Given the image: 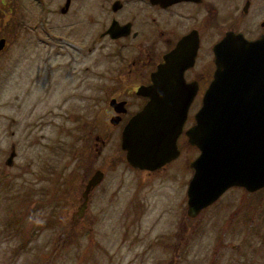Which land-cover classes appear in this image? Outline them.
<instances>
[{
    "label": "rangeland",
    "instance_id": "obj_1",
    "mask_svg": "<svg viewBox=\"0 0 264 264\" xmlns=\"http://www.w3.org/2000/svg\"><path fill=\"white\" fill-rule=\"evenodd\" d=\"M45 2L53 24L77 21L83 27V35L93 28L98 42L92 58L85 60H94L89 70L90 86L84 79L77 87L76 80L81 79L70 75L71 53L62 52L50 60L48 50L36 40L40 29L31 27L37 21L29 24L25 19V14L37 19L42 5L37 0L0 2V36L7 33L8 17L15 13L29 26L28 39L33 41L23 43L26 54L15 64L12 78L0 92V264H264V188L253 194L254 233L242 228V222L229 229L225 222L218 227L213 225V214H218L220 205L197 218L198 214L194 219L188 217L185 196L193 174L189 161L197 157L199 150L186 143L165 169L147 174L127 163L119 132L112 127L102 136L107 137L106 144L98 158L105 170L99 189L108 190L110 200L107 203L106 197L100 196L102 201L94 203L97 215L103 218L93 222L92 234L87 222L81 227L69 213L65 230L61 228L64 235L60 237L59 216L51 210L62 207L69 198L66 191L70 192L79 182L73 169L77 159L73 157L83 129L80 125L76 128L81 117L75 114L84 111L101 119L109 117L104 113L108 100L104 90L109 91L120 76L117 68L122 59L110 53L116 49L113 40L99 37L113 12V0H71L67 13L61 10L66 0ZM243 3L244 0H235L233 4L241 8ZM231 4L220 2L219 6L227 10ZM139 5L129 3L118 14L124 17ZM260 5L261 1L255 0L254 11ZM146 6H140L142 12H146ZM239 29L247 31L249 37L255 31L247 19ZM213 38L212 32L207 31L205 44L209 46ZM162 46L160 41L159 47ZM69 51L74 58V51ZM3 60L8 61L5 54L0 56V64ZM49 84L52 86L48 87ZM123 87L132 92L131 85ZM97 105L102 107L99 113ZM12 140L17 153L13 164L8 165ZM84 160L90 162L91 157ZM94 163L97 164L96 160ZM77 170L82 173L83 164ZM241 197L236 189L231 199L240 201ZM200 217L202 224L194 227ZM242 238V246H235Z\"/></svg>",
    "mask_w": 264,
    "mask_h": 264
},
{
    "label": "flooded vegetation",
    "instance_id": "obj_2",
    "mask_svg": "<svg viewBox=\"0 0 264 264\" xmlns=\"http://www.w3.org/2000/svg\"><path fill=\"white\" fill-rule=\"evenodd\" d=\"M234 1L235 0H175L167 6H163L157 2L154 3L152 0H113L111 4L113 12H111L109 22L104 30L101 31L99 37L100 39L105 37L106 39L113 40L116 44V49L112 50L110 53L122 59V64L117 68L120 76L115 79L109 91L104 90V96H107L109 100H107L104 105V113L107 112L109 114V117H107L108 119L93 117V114H84V111L75 114L81 117L75 123L76 128L80 125L83 129V134L79 137V144L74 154L75 157H73L77 159V164L73 169L76 172L75 177H79V182L71 187L70 192L66 191V195H68L69 198L65 201L63 206L51 210V212L59 216L57 225L60 228V237L64 235L61 228L65 230L64 226L68 223L69 213L73 214V222L77 225H81V227L87 222L88 231L92 234L94 233L95 225L93 222L97 219L100 221V219L103 218V215H97L94 203L102 201L100 196H105L106 202H110L108 190L99 189L105 178V170L102 168V165L98 164V158L102 155L106 144L107 137L103 138V134L112 127L118 130L121 138L123 129L128 120L140 111L149 99L148 97H144L145 95L138 94V89L143 85L149 86L156 83L166 84V89H168L167 86L174 84V76H180L179 69H182L181 74L185 84L191 85L187 88L189 92L186 96H194L189 106L182 132L177 139L179 150H182L184 144L189 143L186 130L195 124L194 116L197 112L196 110L199 109L202 103V97L213 79L216 68L214 46L230 31L236 33L241 32L250 40L257 39L264 34V0H259L261 1V5L256 11H254L255 0H244L241 8L239 4L234 5ZM0 2H4V0H0ZM37 2L40 6L42 5V8H38L41 10V13L37 11L38 18H31L28 14H25V19L28 20L29 24H31L32 21H37V23L31 24L33 29H40L36 38L37 43L45 50H48L47 54H49L50 60L62 52L65 54L71 53L70 59L72 62L69 61V63H72V72L70 75L75 77L79 76L78 78L81 79V81L76 80L77 87L84 82V79L86 83H88V86H90L89 79L91 78V73L89 70L93 67L94 60L92 59V61L88 63L85 62V60H87L88 57L92 58L91 55L96 48L95 44L98 42V38L94 36L93 28H91L86 35H83V27L77 21L73 24H53L50 21L51 14L45 4V0H37ZM115 2L118 3V6L114 9L113 4ZM220 2H232V4L230 8L225 10V6H219ZM129 3L135 5H137V3L141 5L146 4V12H142L140 9L141 5H139L137 10L129 12L126 16L121 17V13L118 14V12L125 9ZM70 4L71 0L68 7H65L64 4L63 8H61L62 12L67 13ZM64 8H66V11H63ZM9 17L5 25L7 33L0 36V39L4 40L3 46L0 49V56L5 54L8 59V61L3 60L0 64V82L4 79L2 85H0V92L3 90L4 85L8 83L9 78H12L11 75L13 74L15 64L23 60V54H26V45L24 44L27 41L33 42L28 39L29 26L22 22L15 13H11ZM246 19L255 27L252 37L248 36L249 33L247 31L245 33L243 29H239L240 24ZM90 20H93L92 17ZM114 21H116L115 25L119 27L115 30V32L119 33L117 37H113L110 33H106ZM207 31H211L214 37L210 40L209 46L205 44ZM188 35L192 37L183 46V51H181V49L177 51L176 49L179 43ZM196 40L197 48L195 51ZM160 41L163 44L162 47H159ZM19 47H22L21 52L19 51ZM57 47H59V49H56ZM69 49L74 51V58ZM167 56L170 57L171 64L168 66L167 71H161L162 65L167 63ZM78 63H86V65L84 68H78V65H81ZM51 67L52 66L49 65L48 68L50 69ZM53 67L57 69V65ZM84 71L86 72L85 76ZM2 73H4L5 76H2ZM50 73L52 74V72ZM124 80L125 84L122 83ZM130 85L132 86L130 87L132 92L128 93L129 91L125 90L123 86ZM47 86L51 87L52 84ZM133 93L135 96H132ZM161 93L164 92L161 90L160 94ZM90 94L94 101L93 92ZM121 102H124V105L118 106L124 111L118 113L114 105L120 104ZM101 109L102 107L97 105L98 113ZM114 117L118 118L115 124L112 122ZM11 146V152H15L11 163L13 164L17 153L15 149L16 142L14 140L11 141ZM192 146L196 147L195 145ZM89 156L91 157V161L86 162L84 158ZM95 160L97 164L94 163ZM190 163L189 161V166H191ZM81 164H83L85 168L82 173L77 170V167ZM167 164L152 172L145 171L147 174H152L165 169ZM97 170L103 172V178L98 185L87 190L86 186ZM192 170L194 173L193 168ZM236 189L240 190L242 193L240 201L239 199H231ZM256 191L248 190L242 186L230 187L226 189L214 203L203 208L196 218L200 216V214L202 216L204 213L209 212L211 208H216L220 205L219 211L217 210L216 212L218 214L212 213L213 225L218 227L221 226V223L225 222V228L229 229L238 222H242V228L254 233L252 224L255 222L256 213L253 194ZM231 201H234L235 204H232ZM187 202L188 197L186 190V214L188 217H191L188 215ZM226 206L227 209L225 210ZM97 207L102 213V208L100 206ZM194 218L195 217H193V219ZM200 224H202L201 217L200 220L196 221L194 227H199ZM67 235L68 233L65 234L64 239L67 238ZM60 237H58V239H60ZM243 242L244 239L242 238L241 241H237L235 246L241 247Z\"/></svg>",
    "mask_w": 264,
    "mask_h": 264
},
{
    "label": "water",
    "instance_id": "obj_3",
    "mask_svg": "<svg viewBox=\"0 0 264 264\" xmlns=\"http://www.w3.org/2000/svg\"><path fill=\"white\" fill-rule=\"evenodd\" d=\"M152 1L167 6L175 0ZM69 3L66 0L65 7ZM117 6L115 2L113 8ZM115 24L106 32L113 37L119 35ZM191 37H185L176 50L183 51ZM3 41L0 39V49ZM214 55L213 79L195 113V124L186 130L189 143L199 150L190 163L194 173L187 188L191 217L230 187L251 191L264 188V34L250 40L241 32H227L214 46ZM166 60L161 71H167L171 64L169 56ZM179 71L180 76H174V84L168 89L160 83L138 89V94L149 99L128 120L121 137V148L133 168L155 171L180 154L177 139L194 96H186L191 85L185 84L182 69ZM161 90L164 93L160 94ZM118 105L124 102L114 105L118 113L124 111ZM117 119L112 122L117 123ZM14 155L10 152L8 165ZM102 178L103 172L95 171L86 189L98 185Z\"/></svg>",
    "mask_w": 264,
    "mask_h": 264
}]
</instances>
